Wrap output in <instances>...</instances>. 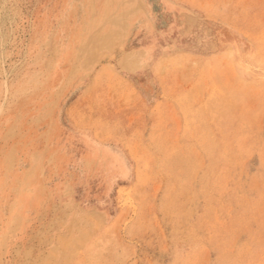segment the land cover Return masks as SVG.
Wrapping results in <instances>:
<instances>
[{
  "label": "rangeland",
  "instance_id": "374dc122",
  "mask_svg": "<svg viewBox=\"0 0 264 264\" xmlns=\"http://www.w3.org/2000/svg\"><path fill=\"white\" fill-rule=\"evenodd\" d=\"M0 264H264V0H0Z\"/></svg>",
  "mask_w": 264,
  "mask_h": 264
}]
</instances>
